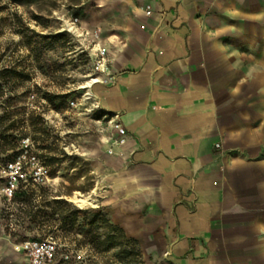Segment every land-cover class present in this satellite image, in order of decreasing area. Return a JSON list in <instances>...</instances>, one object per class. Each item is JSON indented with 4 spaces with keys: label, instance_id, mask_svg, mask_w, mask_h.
<instances>
[{
    "label": "crops",
    "instance_id": "1",
    "mask_svg": "<svg viewBox=\"0 0 264 264\" xmlns=\"http://www.w3.org/2000/svg\"><path fill=\"white\" fill-rule=\"evenodd\" d=\"M118 2L92 92L126 136L91 193L144 264H264V0ZM0 264H27L1 224Z\"/></svg>",
    "mask_w": 264,
    "mask_h": 264
},
{
    "label": "rangeland",
    "instance_id": "2",
    "mask_svg": "<svg viewBox=\"0 0 264 264\" xmlns=\"http://www.w3.org/2000/svg\"><path fill=\"white\" fill-rule=\"evenodd\" d=\"M117 3L0 0V153L11 157L19 140L30 137L49 168L44 185L0 208L15 252L22 239L52 234L58 253L83 254V261L64 264H144L134 238L121 237L108 251L97 244L106 236L102 221L114 223L100 194L91 193L101 183L99 163L111 153L105 147L111 135L108 118L82 99L83 85L94 73L95 45L109 43L110 30L126 21ZM73 209L80 213L71 225Z\"/></svg>",
    "mask_w": 264,
    "mask_h": 264
},
{
    "label": "built area",
    "instance_id": "3",
    "mask_svg": "<svg viewBox=\"0 0 264 264\" xmlns=\"http://www.w3.org/2000/svg\"><path fill=\"white\" fill-rule=\"evenodd\" d=\"M150 13V7H147ZM77 19H74L76 21ZM72 21V23L74 22ZM94 73L91 75L90 94L82 99L89 101L94 108L101 110L100 105L95 101L92 86L97 83H107L113 80L106 61V49L98 46L94 52ZM86 84V83H85ZM107 117V116H106ZM114 130V143L121 145L125 141L126 129L118 114L110 116L109 121ZM111 151V149H110ZM49 180V168L38 155L36 147L30 137H23L19 140L18 147L9 158H0V185L5 200L13 199L17 191L28 188L34 190L44 185ZM16 251L21 252L27 260V264H55L56 262L83 261V254L79 250L65 248L60 253L59 244L52 234L26 238L14 246Z\"/></svg>",
    "mask_w": 264,
    "mask_h": 264
},
{
    "label": "trees",
    "instance_id": "4",
    "mask_svg": "<svg viewBox=\"0 0 264 264\" xmlns=\"http://www.w3.org/2000/svg\"><path fill=\"white\" fill-rule=\"evenodd\" d=\"M35 190V189H34ZM34 190H30L28 188H24V189H20L19 191H17V193L15 194V196L13 197V199H18L19 197L23 196V195H26V194H30L32 193ZM29 196V195H28ZM54 203L58 204V205H61L63 208L66 206H69V204L66 202V201H60V200H54ZM80 213V210L78 209H73L72 211V219L69 220V219H65L63 220V223L64 225L66 223H68L67 221L69 220L71 223V225L73 224V221L74 219L78 216V214ZM103 224H104V227L106 228V236H105V240H102V241H97V244H100L103 246V249L104 251H108L109 249L113 248L114 246L120 244L119 243V238L121 237H125L124 233H123V230L118 227L117 225H114L112 223H110L109 221L107 220H103L102 221ZM96 223V220H91L89 221V224H95ZM114 232L116 235H112L111 233Z\"/></svg>",
    "mask_w": 264,
    "mask_h": 264
},
{
    "label": "bare ground",
    "instance_id": "5",
    "mask_svg": "<svg viewBox=\"0 0 264 264\" xmlns=\"http://www.w3.org/2000/svg\"><path fill=\"white\" fill-rule=\"evenodd\" d=\"M90 85H91V80H89V79L86 81V84L83 85V87L87 88L86 94H90V92H91L90 88H88Z\"/></svg>",
    "mask_w": 264,
    "mask_h": 264
}]
</instances>
